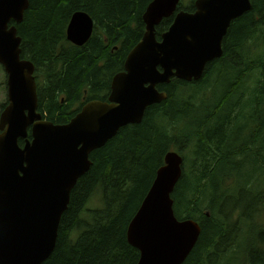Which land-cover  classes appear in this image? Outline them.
Here are the masks:
<instances>
[{
	"label": "trees",
	"instance_id": "16d2710c",
	"mask_svg": "<svg viewBox=\"0 0 264 264\" xmlns=\"http://www.w3.org/2000/svg\"><path fill=\"white\" fill-rule=\"evenodd\" d=\"M151 1L29 0L22 22L10 25L21 38V59L34 65L44 120L63 125L86 102L106 101L112 78L144 34L142 16ZM194 2L180 0L177 11L192 13ZM250 3V11L231 23L222 57L208 63L199 80L173 78L157 85L166 100L90 154L91 167L71 191L55 248L42 264H137L139 252L127 242V227L171 151L183 160L171 195L174 216L201 226L183 264H233L221 251L229 243L237 250L262 251L264 237L246 236L241 218L229 220L248 209L245 193L255 194L264 184V0ZM76 12L93 21L92 35L81 47L66 39ZM172 21L173 16L156 26L158 41ZM246 87L251 94L242 109L238 103ZM6 106L1 104L0 112ZM242 118L247 125L236 121ZM94 194L101 205L87 209ZM236 252L229 254L238 260Z\"/></svg>",
	"mask_w": 264,
	"mask_h": 264
},
{
	"label": "water",
	"instance_id": "95a60500",
	"mask_svg": "<svg viewBox=\"0 0 264 264\" xmlns=\"http://www.w3.org/2000/svg\"><path fill=\"white\" fill-rule=\"evenodd\" d=\"M179 2L152 0L142 16L144 34L113 77L107 101L87 102L68 123L56 125L38 112L34 65L21 59V38L10 25L22 22L29 0H0V66L8 100L0 113V264H42L51 256L70 193L91 167L90 154L166 100L157 85L199 80L206 65L222 57L231 23L251 9L250 0H195L189 13L177 11ZM172 16L158 41L156 26ZM92 32V19L76 12L66 39L80 47ZM182 164L178 153H166L128 224L137 264H183L199 238L197 222L178 221L173 212Z\"/></svg>",
	"mask_w": 264,
	"mask_h": 264
},
{
	"label": "flooded vegetation",
	"instance_id": "af4514ba",
	"mask_svg": "<svg viewBox=\"0 0 264 264\" xmlns=\"http://www.w3.org/2000/svg\"><path fill=\"white\" fill-rule=\"evenodd\" d=\"M255 191V194L253 192H249V195L254 196V203L251 204L250 207H248L244 214L241 213L237 216H234L233 218H241L242 220H244V222L246 223L245 226L248 227V235L250 237L259 239L264 237V184L261 186H257ZM252 206L254 207V209H252ZM252 211H254L255 213L252 214ZM234 237L236 236L232 234V238ZM230 238L231 234L228 236V239ZM246 249H248L247 246L244 249L237 250L229 243L227 247L223 248L221 251L223 255L226 254V256H229V258L234 261L233 264H264V247L262 248V251H254L253 249H249L248 251ZM244 250H246L249 256H247ZM231 251H237L235 254H237L238 260L236 259V257H232V255L229 254L231 253ZM257 252L259 253L257 254Z\"/></svg>",
	"mask_w": 264,
	"mask_h": 264
},
{
	"label": "rangeland",
	"instance_id": "374dc122",
	"mask_svg": "<svg viewBox=\"0 0 264 264\" xmlns=\"http://www.w3.org/2000/svg\"><path fill=\"white\" fill-rule=\"evenodd\" d=\"M184 2H185V0H184ZM6 88H7V86H6V75H4V73L2 71V68L0 67V105L7 103V92H6ZM245 91L247 93L246 96H245V98L241 99L240 102L238 103V105L240 107H242V109H243V107L245 106L246 102L248 101V99L250 97L251 87H246L245 88ZM233 99H234V97H233ZM248 110H251V108H249ZM220 116L218 115V118L216 117V124H219L218 119H219ZM219 121H220V119H219ZM236 121H238V122H240L242 124L247 125V123H248L249 120H248V118H242V119H237ZM91 199L92 200H90L87 203V205H86V208L87 209H94L96 207H100L101 200H100V197L97 194H94ZM253 199H254V196L253 195H249V194H246L245 193V198L243 200L244 206L250 207V205L254 203V200ZM252 209H254L253 206H252ZM251 213L254 214L255 212L252 211ZM238 219L239 218H230L229 220L232 221L231 224H234ZM248 234H249V232L246 231V234L245 235L248 236Z\"/></svg>",
	"mask_w": 264,
	"mask_h": 264
}]
</instances>
